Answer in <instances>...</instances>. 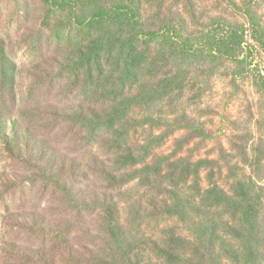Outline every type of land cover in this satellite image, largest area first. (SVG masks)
Wrapping results in <instances>:
<instances>
[{"label":"trees","instance_id":"trees-1","mask_svg":"<svg viewBox=\"0 0 264 264\" xmlns=\"http://www.w3.org/2000/svg\"><path fill=\"white\" fill-rule=\"evenodd\" d=\"M41 1L49 19L59 15L65 21L66 27L60 24L56 30L72 47L61 54L62 66L82 78L92 96H103L101 107L78 108L73 117L84 119L92 141L106 128L110 140L106 134L99 140L109 141L111 149L117 143L120 167L113 168L121 170L123 182L139 173L152 190L145 202L126 199L128 215L122 219L112 196H83L76 188L79 181H70L89 178L98 163L104 169L110 155L95 154L89 165L80 166L48 153L44 143L37 153L29 152L28 131L21 132L15 118L0 112L7 149L23 157L17 138L25 139L23 158L41 171L40 177L53 180L76 210L70 222L81 224L85 212L96 217L86 227L90 243L83 249L61 243L62 250L77 264H264L262 147L255 158L245 142L236 154L221 145L224 163L221 157L195 159L186 153L192 151L189 143L212 136L191 111L180 108L185 101L195 105L212 78L231 69L234 79L250 73L264 106V60H258L264 58V0H227L236 18L207 14L196 3L170 5L171 0ZM168 103L178 110L172 119L152 112ZM8 120L10 134L5 132ZM177 130L184 133L175 137L174 151L155 153ZM234 157L243 164L233 163ZM230 177L226 187L222 181ZM99 209L107 210L104 222L97 220ZM165 220L175 223L166 227L169 223H160ZM154 222L161 233L151 238L143 231L149 224L156 231ZM69 232L59 235L66 240Z\"/></svg>","mask_w":264,"mask_h":264},{"label":"rangeland","instance_id":"rangeland-1","mask_svg":"<svg viewBox=\"0 0 264 264\" xmlns=\"http://www.w3.org/2000/svg\"><path fill=\"white\" fill-rule=\"evenodd\" d=\"M174 1L181 5L196 3L207 14L224 13L235 18L239 15L227 0H171L169 4L175 6ZM50 15L41 0H0V112L5 117L15 118L21 132L28 131L34 143L29 152L37 153L38 145L44 143L49 148L48 153L70 157L80 166L89 165L95 154L105 158L110 155V160L105 159L104 169L98 163V169L90 170L89 178L78 176L69 180L79 181L76 188L79 192L82 190L83 196L90 197L93 193L112 196L118 203L119 216L124 219L129 209L126 199L145 202L151 187L139 173H135L134 180L123 182L121 170L113 168L120 167L117 143L111 149L109 141L99 140L105 134L110 140L106 128L101 127L98 133L101 135L92 141L84 119L73 117L76 109L86 110L90 104L101 107L104 100L102 95L92 96L83 79L73 76L65 65L62 66L61 54L69 53L72 46L66 35L59 37L60 31L56 30L60 24L66 27L65 21L59 15L49 19ZM259 59L264 60L261 56ZM231 72L232 69L228 74L213 77L207 84L208 91L195 105L185 101L180 107L200 119L212 136L203 141H191L192 151L186 153L195 159L221 157L224 163L221 145L227 152L236 154V149L246 142L252 149L250 157L255 158L259 153L257 147H262L264 165L263 101L250 73L234 79ZM168 105L166 108L157 106L158 110L148 109V112L155 111L172 119L178 110ZM142 113L137 108V116ZM9 125L5 127L8 134ZM183 133L177 130L155 153H172L176 148L175 137L182 138ZM17 139L25 158V139ZM23 157H13L0 134V264H77L72 254L62 250L61 243L83 249L90 243L91 234L86 227L96 220L95 215L85 212L81 224L71 223L76 210L70 207L66 194L53 180L40 177L41 171ZM232 159L233 163L243 164L241 158ZM230 179L221 181L228 187ZM98 211L102 215L97 220L104 222L107 210ZM160 223H169L164 224L169 227L175 222ZM154 224L156 231L150 228L153 224L144 226L143 232L151 238L161 233L159 223ZM69 229L67 239L63 240L59 231Z\"/></svg>","mask_w":264,"mask_h":264}]
</instances>
